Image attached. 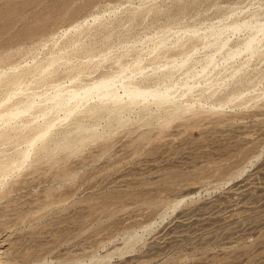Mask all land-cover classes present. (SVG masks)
<instances>
[{"label": "rangeland", "instance_id": "1", "mask_svg": "<svg viewBox=\"0 0 264 264\" xmlns=\"http://www.w3.org/2000/svg\"><path fill=\"white\" fill-rule=\"evenodd\" d=\"M261 23L264 0H0V96L54 56L75 61L54 64L30 94L1 103L0 112L25 95L117 81L123 69L148 76L189 55L192 66L211 54L215 31L226 34L225 51L234 50ZM263 47L235 62L216 55L208 78L227 82L239 70L233 81L258 86L225 108L206 109L209 101H202L175 115L171 107L132 113L73 149L36 151L0 184V264H264ZM184 78L181 72L172 81ZM193 97L181 101L201 99ZM66 121L56 128L71 127Z\"/></svg>", "mask_w": 264, "mask_h": 264}, {"label": "bare ground", "instance_id": "2", "mask_svg": "<svg viewBox=\"0 0 264 264\" xmlns=\"http://www.w3.org/2000/svg\"><path fill=\"white\" fill-rule=\"evenodd\" d=\"M241 27L243 26L241 25ZM254 27L255 29L253 28L250 32H248V37L242 42L241 45H239L238 47H235L234 50H229L228 48L227 51H225L227 47V44H226L227 41L222 40L226 34L224 35L223 31L221 32L220 30L219 31L217 30V33H215L216 32L215 31L213 34L214 39H211L212 37H209L212 41L209 40L210 42H208L209 45L207 46H210L208 47V49L210 48L209 49L210 51L212 48V51H211V54L209 52L210 54L209 56H207L208 54L206 55L207 57L205 56V59L202 58L203 60L199 59V61H193L194 64L191 66L190 64L192 63L193 59L191 60L190 55L188 57L185 56V58L184 57L183 59L181 58L182 60L180 59L179 62L177 61L178 63L170 65V67L168 65L167 66L165 65V67H168V68L156 67L157 69L155 68L152 71V73L148 76L143 75L144 73H142L140 70L139 72L142 73V74L140 73V76L143 75L142 77L144 79L142 80V78H140L141 83H137V80L135 82V77L136 75H139V72L137 70L136 72H133L130 68L129 70H131L132 72H128V69L126 70L121 69L122 73L124 74L123 77H121L123 74L121 75V73L118 70L115 71L114 73H117V72L120 73V77H119L120 79L117 81H114L115 77H112L113 79L108 80V81L107 80L106 81L104 80L94 81L92 82L91 85L89 86L87 85V87L80 86V85L79 86L72 85L73 87L70 86L71 88L65 91H62L60 90L61 88L59 87L57 88L55 86L57 89L55 90V92L53 91L52 93L46 94V95L41 92L44 96H40L39 94L33 95V96L25 95L14 106H12L11 108L2 110V112H0V184L3 182L4 179L6 180L7 177L9 178V175L11 176L12 173H15V171H18L19 169L21 170L23 166H26L25 164L31 162V159L33 158L36 151H42V153H46V154H53L59 151H66L71 148L73 149L74 146L76 147V145L82 144V142H84L85 140H88L91 138L93 140V137L97 135L99 137V134L102 133L101 131H103L105 128H108L111 126L117 127L118 125L122 124V122H124V119H126L127 121L128 119L127 116H129L132 113H135V115H141V114L150 115V114H153L154 112H159L165 107H171L172 114L175 115V113H185L195 107L201 108V106H197V105L200 104L202 101L203 103L205 101L206 102L209 101L207 102L209 104L206 107V109H212V110L222 109V108L227 107L229 104H231L235 100L237 101V99L242 98L244 95H248L251 92L257 91V87H258L257 84L251 85L248 81L242 79L241 77L233 81L234 77L238 76L237 73H239V70L237 69H236L237 71L234 70V73L232 72L229 74L228 76L229 81L227 80L228 77L227 79H225L227 80V82L223 81L224 79L223 80L221 79L222 81L219 79L213 80L211 78H208V76L206 75L208 68L212 64H214V61L218 57V55H222L223 57L222 61L224 60L227 63L228 61L232 62V60H234L235 62V59L240 58V56L242 57L243 54H246V55L248 54L250 57L252 56L254 57V55L256 56V54L260 55L261 52L260 53L258 52L263 51V49L259 50L258 46L259 47L262 46V43L264 46V25L262 27H258V24H257V25H254ZM239 31L241 30L238 27L237 33H239ZM160 32L162 33L163 31L161 30ZM163 33L168 34L169 32H163ZM170 33L172 34L173 32H170ZM185 33L187 32L185 31ZM233 33L235 34V32ZM196 35H198V32ZM223 35L224 37L222 38ZM209 36H212V35L209 34ZM206 37H203L204 40ZM225 38L228 39L227 37ZM157 39L155 41H157ZM160 39L161 38H159L158 41H160ZM175 40H177V38H175ZM180 40L181 39H179L178 41L180 42ZM76 41L71 42L70 40V42L73 44H77ZM149 41L150 43L152 42L151 39ZM149 41H147V43ZM202 41L203 40L201 38L200 42ZM160 42H162V39ZM160 42H159V45H160ZM78 44L81 45L80 42ZM101 44L102 42H100V45ZM82 47L84 48V46ZM129 47L131 46H128V48ZM93 48L96 49V47H93ZM115 51H116V48H115ZM112 52H114V50ZM116 54H113L112 57L115 58ZM90 56L91 55H88L84 58L86 59V62L89 63V65H90V62L94 60V59L92 60V57ZM220 58L221 56L219 57V59ZM75 59H78V58H75ZM47 60H50V59H47ZM72 60L74 61V59L68 56L58 55V56H54L53 59L50 61H47V62L44 61L45 63L43 62V64H40V65L38 64V66L37 65L34 66L33 68H31V70L27 71L26 74L24 73L25 75H23V77H21L20 79H17L16 82L13 81L14 84L12 86L5 88V91L0 96V105L1 103L4 104V102L9 101L11 98L14 99L17 94L18 95L24 94V92L28 90L29 86L34 87L31 84L44 81V77H46L47 75L51 74L52 71H54L53 70L54 64L60 62L63 65H67ZM248 60L245 65L249 63ZM138 64H142V63L137 62V66H139ZM196 64L199 65V71L196 70L197 67L196 68L193 67ZM63 65H60V66H63ZM57 66L55 67L56 69H57ZM222 67L224 69L226 65ZM230 67L232 66H229V68ZM220 68L221 67H219V69ZM243 69H240V71H242ZM212 70H213V67H212ZM216 71H217V68H216ZM225 71H228V69H226ZM181 72L185 76L184 80L182 81L176 80L175 82H173L172 80L174 79V77H176V75ZM243 72H240V76H241V73ZM217 73L218 72H216V75ZM211 74H212V71H211ZM10 75H12V73H10ZM118 75L117 76L115 75V76L118 77ZM2 78L5 79V77H2ZM11 78L13 77H10V79ZM78 83L80 84V82ZM200 83H203L202 84L203 87L201 88L199 87ZM48 86L50 87V85ZM4 87H1V88L4 89ZM50 88L52 90V87ZM225 91L226 92L228 91V94H223V92ZM27 92H29V90ZM196 94H198L197 96H199V98L201 99L198 101L195 100L194 103L190 102L186 104L181 101L182 99H185L187 97H193L194 95L195 97H197ZM193 98H190V99H193ZM211 100H213V102H210ZM78 114H80L82 117H77L76 115ZM66 120L73 121L72 124L70 121L71 127L63 128L60 130L56 128L58 125H60L61 122H64ZM102 123H104V125H102ZM38 127H40V130L37 131L35 136L29 137L31 130L38 128ZM55 128L57 129L56 131H54ZM21 146H24V149L22 151H20V149L18 150V147H21ZM6 147L12 148L13 153L8 152L6 150ZM47 160H49V158ZM244 171L245 169L241 172H244ZM241 172L237 174H240ZM181 203L182 201L175 202L174 203L175 205L173 206V209L171 211L175 210ZM162 219L163 217L161 218V220ZM151 228H152L151 226L145 227L144 232L145 233L149 232ZM138 236L140 238L142 235L140 236L139 234L133 237L131 241L138 240L139 239ZM134 241H132L133 244L136 242ZM128 243H130V241ZM130 248L132 249V247ZM94 262H97V260Z\"/></svg>", "mask_w": 264, "mask_h": 264}]
</instances>
